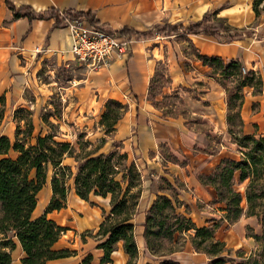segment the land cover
<instances>
[{
  "label": "crops",
  "instance_id": "1",
  "mask_svg": "<svg viewBox=\"0 0 264 264\" xmlns=\"http://www.w3.org/2000/svg\"><path fill=\"white\" fill-rule=\"evenodd\" d=\"M11 1L18 8L30 6L36 12L52 8L62 12H93L96 20L113 32L127 27L139 32L151 31V36L134 39L126 54H114L108 68L92 72L77 65L71 53L73 35L69 26L55 27L54 19L32 22L24 17L16 19L6 0H0V109L4 112L1 123L7 118L10 122L8 132L0 133V137L6 136L14 142L18 126L23 130L25 124L20 110L29 104L34 109L41 102L50 100L58 87L55 71L59 68L70 69L75 73L70 80L74 85L67 90L72 91L78 102L72 112L86 120L84 126L92 121L90 115L98 113L111 100L126 106L115 131L107 139L110 147L120 142V148L132 155L144 182V195L133 220L140 254L137 264H151V259H158L147 250L143 232L146 211L160 194L158 186L162 177L180 185V200L189 206V216L196 226L204 227L212 224L211 220L224 218V205L212 204L216 197L214 189L202 186L196 175L210 173L223 158L240 160L241 157L228 134L226 91L212 77L211 68L204 66L195 53L221 57L227 63L239 60L247 71L253 70L262 77L264 86V4L257 21L253 10L254 0ZM208 14L211 18L226 22L231 28L249 29L255 33L253 37L224 41L219 28L216 36L184 35L182 31L166 36L155 29L166 24L187 28L191 23L202 21ZM209 24L214 25L212 22ZM189 47L195 49L193 53ZM163 69L169 84L156 98L162 105V109H157L150 98V84L155 74ZM253 89H244L241 111L244 131L246 134L264 136L260 132L264 128V87L257 94ZM173 94L184 101L187 117L166 116L164 96ZM96 127L101 130L97 123ZM208 135L211 140L220 139V148L212 151V154L205 151L211 143ZM99 136L97 139H106L104 134ZM161 146H165V153L175 155L186 165L166 160L161 154ZM198 148L203 152H199ZM3 157L0 152V159ZM51 180L50 176L38 193L32 218L47 215L48 219L67 229L54 249L67 251L68 256L49 261L48 264H82L89 254L94 257L93 264H100L104 251L99 246L104 240L86 233H97L104 221V212L111 211L110 198L91 196L89 202L82 200L76 194L74 185L70 184L66 207L47 212L53 198ZM244 188L243 184L239 190L243 192ZM247 228L258 235L263 231L257 217L242 216L230 226L222 222L217 229L216 239L224 242L232 253L242 250L249 256L256 241L248 235ZM190 234L193 233L180 236L192 246ZM14 242L12 264H23L25 252L17 238H14ZM128 261L129 256L120 242L112 255V264H127Z\"/></svg>",
  "mask_w": 264,
  "mask_h": 264
},
{
  "label": "trees",
  "instance_id": "2",
  "mask_svg": "<svg viewBox=\"0 0 264 264\" xmlns=\"http://www.w3.org/2000/svg\"><path fill=\"white\" fill-rule=\"evenodd\" d=\"M6 4L16 19L24 17L30 22L54 19L55 27L58 28L67 27L70 21L85 20L91 26L111 34H120L137 40L151 36V31L139 32L127 27L119 32H113L108 26L96 20L93 12L76 10L62 12L55 8L36 12L30 6L18 8L11 0H6ZM263 4L264 0L253 1L256 19L261 16ZM208 22L209 14L202 21L191 23L187 28L166 24L155 29H159L166 36L181 31L184 35L216 36L218 29L208 26ZM238 33L239 31H236V35H229L230 39L239 36ZM195 54L204 66L211 68L212 77L226 91L228 134L237 146L236 152L241 158L240 160L223 158L210 173L196 175L202 186L214 189L216 197L212 204L224 205V218L211 220L212 224L204 227L196 226L190 218L189 206L180 200L178 190L180 185L162 177L158 186L160 194L156 196L145 214L144 242L150 254L159 259V264H181L170 256L179 251L175 247L178 237L190 232L193 233L190 234L193 248L205 254L210 260L209 264H264V136L246 134L241 113L245 97L244 89L247 87L261 89L263 80L253 70L243 74L244 66L239 60L227 63L221 57L204 56L198 52ZM229 82L235 84L234 87L230 88ZM168 84L169 79L165 71H158L151 80L150 98L157 109H162V105L156 101V98L162 95L163 89ZM165 102L170 107L175 105L174 103L184 104L182 98L174 94L164 96ZM170 107L165 113L166 116L187 117L185 110L175 111ZM125 111L126 106L120 102L113 100L107 102L106 110L102 115V125L106 134L111 135L115 131ZM3 114V110L0 109V123ZM41 120L46 123L44 119ZM51 125L54 126L52 123ZM34 132L35 126L33 122H29L24 124L23 130L18 126L14 142L6 136L0 137V152L4 155L0 159V264H12L11 252L16 246L14 238H17L25 252L23 264H48L49 261L68 256L67 251L54 249V245L67 229L58 226L48 219L47 215L33 219L32 213L37 205V195L50 177V167L54 171L51 180L53 198L47 212L59 211L66 207L71 187L69 182L73 173L71 166L64 165V157L66 155L72 157L73 148L68 142L54 141L52 134L43 136L42 128L34 141L30 142ZM113 147L120 148V142H115ZM160 151L166 160L182 166L186 165V162L181 163L175 155L165 153V146H161ZM117 157L116 152L109 155L92 153L85 156L83 162L77 160L78 173L74 176L73 185L76 194L82 200L89 202L91 196L111 200V211L104 212V221L97 233L95 235L94 231L86 233L88 236L104 240L99 246L104 251L100 264H112V255L118 249L120 242L123 243L124 252L129 256L127 264H137L140 254L133 220L138 213L142 189L134 193L132 190L135 187L134 181L141 182L142 175L137 171L135 164L124 172L119 171L115 165ZM120 157L124 159L127 155ZM66 172L69 174L67 175ZM122 173L124 174L121 180H118L117 177ZM243 184L245 188L242 192L239 187ZM242 216L257 217L263 231L258 235L247 228L248 235L256 241L257 251L249 256L242 250L237 251L236 257L240 259L237 260L231 256L232 251L226 247V244L216 239V232L222 222H227L230 226L237 223ZM8 249L11 252L7 251ZM93 261L94 257L89 254L82 264H93Z\"/></svg>",
  "mask_w": 264,
  "mask_h": 264
},
{
  "label": "rangeland",
  "instance_id": "3",
  "mask_svg": "<svg viewBox=\"0 0 264 264\" xmlns=\"http://www.w3.org/2000/svg\"><path fill=\"white\" fill-rule=\"evenodd\" d=\"M211 15H209V22H212L211 25L208 22V26H213L217 24L221 32H223L222 39L224 41L229 40H238L244 37H253V34L255 33L252 30L249 29H236L231 28L226 22L217 20L216 18H211ZM257 21L259 19H256ZM218 29V30H219ZM236 31H239V36L234 37L233 39H230L229 35H236ZM249 32H252L249 33ZM249 34V35H248ZM251 35V36H250ZM190 52L193 53L194 49L190 48ZM78 65V63H77ZM84 68V67H83ZM162 71H165L163 69ZM75 75L74 72H72L70 69L66 68H59L55 71V78L58 83V87H56V92L54 93V96L47 100L46 102H41L39 106L33 107L32 104H29L26 106L27 108H24L22 112H20V116L24 119L25 124H28L29 122H34L36 125L34 137L30 140V142H33L36 135L39 133L40 129L42 128V135L47 136L48 134H52L54 136V141L56 142H68L71 144V147L73 148V154L72 157L66 155L64 157V165L71 166V170L73 173V177L70 180L69 184H74V176L78 173L77 170V160H80L83 162V158L89 154L94 153L95 155L104 154L109 155L113 153H117L118 157L115 161V165L118 167L119 171L124 172L127 170L131 165L135 164L137 171L140 173L139 168L137 167L136 162L132 158V155H129L125 151H123L121 148L115 149L112 146L110 147V141H108V137L110 138V135L106 134L105 127L102 125V115L106 110V105L102 107V109L96 113L95 115H90V121L88 126H84V118H79L77 114L73 113L72 111L77 106V100L76 96L72 93L69 87H72L74 85L73 82L70 83V80H72L73 76ZM235 84L229 82V87H234ZM264 87V86H263ZM263 87L260 89V87H257L253 89L254 93L261 92ZM32 100V98H30ZM34 100V99H33ZM35 101V100H34ZM172 107L169 106L168 103H164V106L166 108V111L168 107L176 108L175 111H182L185 109L184 104L181 105L180 103H174ZM70 113H72V116H70ZM50 118V120H49ZM41 119H44L46 122L45 124L41 123ZM43 122V121H42ZM50 122V123H49ZM9 121L8 118L0 124V133H7L8 127H9ZM54 124L53 125H51ZM96 123L100 126L101 130H99L96 127ZM95 124V127H94ZM89 128V129H87ZM95 128V130H94ZM264 133V128L260 131ZM27 134V133H26ZM103 135L106 137V139H97L100 136ZM208 136V141H211L209 144V148L206 147L205 151H214L220 148V139L215 138L214 140H211ZM96 139V140H95ZM33 140V141H32ZM103 140H105L103 142ZM28 142V144L30 143ZM108 143V144H106ZM30 145V144H29ZM199 152H203V149H197ZM194 154H197L193 152ZM126 154V158H121V155ZM53 169L50 167V176L53 175ZM68 175L69 172H66ZM124 173L120 174L117 179L121 180ZM129 181V180H128ZM159 180V184H160ZM127 183V182H126ZM137 185V186H136ZM134 188L132 192H137L140 188L142 189V196L144 195V182L141 180L137 183V181H134ZM142 198V197H141ZM197 216V215H196ZM198 217V216H197ZM187 240H183V237L179 236L177 240V244L175 247L179 250L176 253L172 254V258L178 260L181 264H209V258L202 254L197 252L191 244H187ZM257 244L254 247L253 253L255 254L257 251ZM11 252V250H7ZM179 253V254H178ZM231 256L237 260H240L237 258L236 252H233ZM151 264H159V259H151Z\"/></svg>",
  "mask_w": 264,
  "mask_h": 264
},
{
  "label": "built area",
  "instance_id": "4",
  "mask_svg": "<svg viewBox=\"0 0 264 264\" xmlns=\"http://www.w3.org/2000/svg\"><path fill=\"white\" fill-rule=\"evenodd\" d=\"M73 35L71 53L75 61L88 71L98 72L108 68L113 60V55L126 54L134 38L120 34H111L95 28L85 20L68 22ZM247 69L243 68V74Z\"/></svg>",
  "mask_w": 264,
  "mask_h": 264
}]
</instances>
